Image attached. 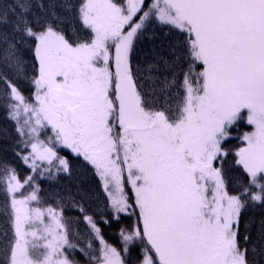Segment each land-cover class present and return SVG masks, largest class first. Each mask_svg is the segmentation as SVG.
I'll return each instance as SVG.
<instances>
[{
  "label": "snow or ice",
  "instance_id": "snow-or-ice-1",
  "mask_svg": "<svg viewBox=\"0 0 264 264\" xmlns=\"http://www.w3.org/2000/svg\"><path fill=\"white\" fill-rule=\"evenodd\" d=\"M0 115V264H264V0H0Z\"/></svg>",
  "mask_w": 264,
  "mask_h": 264
},
{
  "label": "trees",
  "instance_id": "trees-1",
  "mask_svg": "<svg viewBox=\"0 0 264 264\" xmlns=\"http://www.w3.org/2000/svg\"><path fill=\"white\" fill-rule=\"evenodd\" d=\"M5 127H8L9 129L11 128V125L3 120L2 115H0V129H3ZM250 128L247 126H244L240 129V132L242 133L243 131H248ZM236 133H234L235 135ZM234 143H238L237 141H234ZM3 145H0V148H2ZM4 153L3 151H0V156H3ZM105 238L108 239L110 242L115 243L116 242V236H115V230L114 229H105Z\"/></svg>",
  "mask_w": 264,
  "mask_h": 264
}]
</instances>
